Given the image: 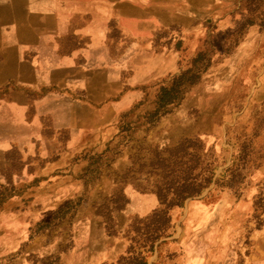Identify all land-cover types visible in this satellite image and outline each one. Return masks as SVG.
I'll list each match as a JSON object with an SVG mask.
<instances>
[{
  "label": "rangeland",
  "instance_id": "obj_1",
  "mask_svg": "<svg viewBox=\"0 0 264 264\" xmlns=\"http://www.w3.org/2000/svg\"><path fill=\"white\" fill-rule=\"evenodd\" d=\"M139 4L138 36L111 27L23 107L0 94V264H264V0Z\"/></svg>",
  "mask_w": 264,
  "mask_h": 264
},
{
  "label": "crops",
  "instance_id": "obj_2",
  "mask_svg": "<svg viewBox=\"0 0 264 264\" xmlns=\"http://www.w3.org/2000/svg\"><path fill=\"white\" fill-rule=\"evenodd\" d=\"M139 3L140 0H0V94L20 95L24 101L16 105L23 107L29 95L49 91L38 77L50 75L54 84L71 77V71L79 65L76 61L87 58L86 43H104L111 27L138 36L155 19L154 11L141 12ZM198 205L204 206L198 202L190 208L188 230H193L190 226L199 219L192 218L194 208L200 212ZM208 213L204 211L202 219ZM187 251L186 264H234L230 252L226 256L221 249L215 251L214 257L206 252L194 256Z\"/></svg>",
  "mask_w": 264,
  "mask_h": 264
},
{
  "label": "trees",
  "instance_id": "obj_3",
  "mask_svg": "<svg viewBox=\"0 0 264 264\" xmlns=\"http://www.w3.org/2000/svg\"><path fill=\"white\" fill-rule=\"evenodd\" d=\"M185 77H186L185 75H181L180 78H178V80L181 81V79L183 80ZM195 78L196 77L193 75L190 79L186 80V82L188 84H190L191 80L193 81V79H195ZM191 84H193V83H191ZM183 93L184 92H181L180 99L183 97ZM179 94L180 93H179V91L176 88H173V87L162 88L160 90V94H159V97H158L159 107L155 110V112L152 115H157L158 116L160 111L165 110L164 108L166 106L173 105L176 102V100L178 99ZM177 101H179V99ZM203 189H205V188L198 189V191H195V189L192 190V191H189L187 193V195H185L183 197H179L180 201H176L177 199L168 200V199H166V197H163L161 199L162 200L161 204H162L164 209L159 211V213L166 214L169 211V209H171L172 207H175V206L181 207L183 205V202L187 198L200 195L202 193ZM158 194H159V196H161L160 193H158ZM180 196H182V195H180Z\"/></svg>",
  "mask_w": 264,
  "mask_h": 264
}]
</instances>
